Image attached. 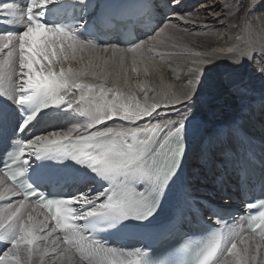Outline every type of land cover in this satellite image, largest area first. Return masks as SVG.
I'll use <instances>...</instances> for the list:
<instances>
[{"label": "snow or ice", "instance_id": "obj_1", "mask_svg": "<svg viewBox=\"0 0 264 264\" xmlns=\"http://www.w3.org/2000/svg\"><path fill=\"white\" fill-rule=\"evenodd\" d=\"M183 7L182 0H0V53L7 49L0 56V184L12 181L11 193L24 196L0 212V264H264V199L245 204H259L247 233L215 227L194 259L184 258L190 229L221 224L226 208L217 199L231 201L234 190L264 197V85L257 93L244 81L241 56L226 65L197 53L180 91L151 103L146 83L143 104L121 92L119 73L111 87L104 83L110 62L123 66L117 53L159 37ZM261 9L264 0L226 5L234 19L243 14L245 28L259 23ZM82 53L87 64L71 66L84 61ZM223 87L235 107L230 119L213 123L201 113ZM161 103L182 107L161 120L153 115ZM41 113L85 122L37 134ZM144 117L151 119L138 123ZM68 160L100 190L58 198L37 191L53 183L44 162Z\"/></svg>", "mask_w": 264, "mask_h": 264}, {"label": "bare ground", "instance_id": "obj_2", "mask_svg": "<svg viewBox=\"0 0 264 264\" xmlns=\"http://www.w3.org/2000/svg\"><path fill=\"white\" fill-rule=\"evenodd\" d=\"M239 1L240 0H182L184 7L176 9L181 15L169 16L168 21L170 27L159 37L155 39L149 38L147 44L143 47L145 54L149 53L150 49V52L151 50H155L161 57L167 55V57L165 56L167 59L165 65H155L156 63L154 64V60H150L147 54L146 58H139V60L138 58L135 60L133 59L130 63L132 69H136V74L138 76H136L135 73L133 75H128L127 82L137 80L136 91L141 94L139 100L141 104L145 102V97L144 92L140 90V85L145 83L147 85L148 103H151L154 99L164 100L166 97H170L172 93H178L182 85L186 83V69L193 66V61L199 58L196 56L197 53H200L204 58L213 56L215 57L216 63L226 65L231 63L228 57L241 56L244 65L242 72L244 81L259 93L261 86L264 85V76L261 75L262 71H264V69H262V63H264V51H262L264 50V15H261V12L264 11V9L254 14V17L259 18V23L257 24L254 19L251 28H245L243 26V14H241L239 19H234V13L226 10L227 4H237ZM17 2L22 3V0H17ZM222 5L224 7H222ZM213 6H215V12H208V9ZM165 11H167V9H165ZM205 12H208V14L205 15ZM229 21L231 22L229 23ZM173 24L175 27H171ZM244 53L255 57V59H249L248 56L242 55ZM79 55L84 56V61L81 64H77L73 61L71 62V66L81 67L87 64L88 54L82 53ZM126 60H128L127 57ZM67 66L68 64H65V67ZM146 68L148 70L147 75H145ZM87 77L91 79V76ZM87 77H85V80ZM108 80L112 81L110 75ZM132 104L134 106L135 101ZM180 107H182V105H172L171 103L165 105L161 103L155 112H153V115L155 116L158 113L159 119L161 120L175 117L177 109ZM234 107V98L231 96L228 89L223 87L201 114L204 119L210 122H221L231 118ZM147 119H151V117H144L141 121H138V123H143L144 120ZM77 122L83 123L85 122V118L83 117L81 120L75 117L71 121L65 120L64 118L49 119L45 117L36 124L35 130L37 134H47L59 129L67 130V128L72 127ZM112 122L113 121H106L108 124ZM99 127H103V125H99ZM81 131L83 132L84 130L81 129ZM233 183H235L234 180ZM206 184L208 190L211 191L214 186L211 174L207 175ZM12 188L13 186L8 182L0 184V193H2L4 197L0 199V212L5 211L6 205L16 202L14 201L15 196H20L19 193L13 195L10 191ZM89 188L93 190L95 184L85 186L84 191H87ZM217 202L224 205L225 208H233L237 212L243 210L240 203V195L238 191L235 190L231 201L221 200ZM26 203L30 202L27 201ZM38 211L42 210L38 209ZM242 218V216L238 217V225L235 229L238 231L243 230L247 233L248 230L246 224L245 227H243ZM214 222L216 221L214 220ZM223 227L225 229L233 228L229 226ZM134 258V256L128 257L129 260Z\"/></svg>", "mask_w": 264, "mask_h": 264}, {"label": "rangeland", "instance_id": "obj_3", "mask_svg": "<svg viewBox=\"0 0 264 264\" xmlns=\"http://www.w3.org/2000/svg\"><path fill=\"white\" fill-rule=\"evenodd\" d=\"M238 3H240V1ZM143 49L144 48L142 47V48L138 49L135 53H131V52H128V53H117V58L123 56V66L117 68L114 65L113 62L109 63L108 71L110 73H112L110 75L112 81H110V80L104 81L106 88L107 87H111L113 85V81L116 78V73H119L120 79H119L118 87L120 88L121 92L124 93L125 95H130V93L134 92L136 94V96H137V100L138 101L140 100L141 94L137 93V91H136L137 80H135L133 82H127V84H125V79H127L128 75H130V74L133 75L135 73V75L138 76L136 74V71L135 72L133 71L132 66L130 65V63L133 61V59L134 60L137 59V58H138V60H139V58L143 59V58H146L147 55L150 58V60H152V61L154 60L153 62H154V64L156 63L155 65H165V63L167 61V59H166L167 55H164V57H161V56H159L158 53H156L155 50H151V52L149 51V53H146L147 54L146 55ZM6 52H7V49L4 50V53H0V56H3L4 54H6ZM100 55H102L104 57V59H108V57L111 55V53H108V54L100 53ZM126 57L128 58V60H126ZM125 73H126V75H125ZM91 79L93 80L92 77H91ZM91 79L87 77L86 80L87 81H92ZM112 95L113 94L110 93L109 97L111 98ZM131 103H134V101H132ZM209 182H211V181H209ZM19 200H22V198L19 195L15 196L14 201H19ZM217 201H221V200L217 199Z\"/></svg>", "mask_w": 264, "mask_h": 264}]
</instances>
